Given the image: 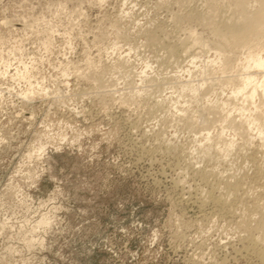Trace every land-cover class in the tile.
<instances>
[{
  "label": "rangeland",
  "instance_id": "obj_1",
  "mask_svg": "<svg viewBox=\"0 0 264 264\" xmlns=\"http://www.w3.org/2000/svg\"><path fill=\"white\" fill-rule=\"evenodd\" d=\"M191 2L0 0V264H264L243 231L246 221L252 228L258 222L257 214L248 218L252 205L264 203V178L247 157L256 153L264 166V141L242 134L227 147L242 105L229 96L231 85L215 83L214 100L227 104L207 121L194 112L193 129L178 109L199 108L207 97L191 103V91L178 98V87L169 88V79H189L194 67L167 46L180 47L195 30L204 49L191 47V38L185 44L188 53L205 50L199 63L220 47L208 26L185 19L207 10L205 0ZM158 26L154 46L142 32ZM119 56L130 65L114 71ZM141 71L160 83L142 82ZM208 72L191 85L232 75L213 63ZM218 135L221 151L197 152ZM242 175L247 194L234 212L202 201ZM43 215L47 227L36 225Z\"/></svg>",
  "mask_w": 264,
  "mask_h": 264
},
{
  "label": "bare ground",
  "instance_id": "obj_2",
  "mask_svg": "<svg viewBox=\"0 0 264 264\" xmlns=\"http://www.w3.org/2000/svg\"><path fill=\"white\" fill-rule=\"evenodd\" d=\"M181 1L189 3L192 0L191 1L190 0H181ZM252 1L254 3H257V4H251L250 0H249V2L247 0H205V4L207 5V6H205L207 8V10L205 12L199 11V10H191V11L187 12L185 19L190 20V21L189 20H187V21L191 22V20H192V21H196V22H201L202 25L205 24L204 27L208 26V28L211 31H213L214 33L219 35L220 40L217 42V45L222 47L221 50L223 49L225 51L224 52L225 54L221 53L220 47L216 48L215 46H213L210 48L211 50L215 49V52L213 54V58L212 59L208 58L207 61H205V62L202 61L201 63H199L196 59H199L201 56H203V54H205V50H204V52H202L203 50L201 52L199 51L201 48L204 49V47L202 46V42H200L198 40L197 36H195V34L197 35V32H195V30H193V31L191 30L190 31L191 33H188L189 37L187 36L188 39H190V38L192 39V41H189V42H191L192 45H190V43L186 42L188 39L187 40L185 39L186 41L185 40L184 41L186 44L190 45L191 47H193V44H198L199 47H201V48L199 50H193V51L194 52L199 51V52L194 53L191 50L193 53H188V52H190L188 50H190L191 47L186 45L185 43H182V45H179L180 47H178L174 44L173 45L170 44V46L166 45L167 46L166 48H168L167 52H169L168 54L170 56L171 55L175 56L178 54L179 55L182 54V56H183V54H187L188 56H190L191 59L189 60V63H190L192 68L193 67L195 68V69L193 68V71H192V69L187 68L186 72H187V75L189 76V77L187 76L189 79H186V80H179L178 79L179 73H178V75L174 74L176 77L173 76V77H175L173 79H176L177 82L173 83V82H171V79H169V81H168V82H170L169 88L178 87V89H179L178 98H179V96L185 94L184 92L186 90L191 91L194 94V97L190 98L191 103L197 102L196 95L203 94V96L207 97L206 101H205L206 103H203V104L200 103L199 108H195V109L191 108L193 110V113L190 111L191 110L190 107L178 109V112L179 111L181 112V114L178 118L182 119L186 122V126H188V129L189 128L193 129L194 128L193 126L196 125V124L194 125L193 121L191 120L192 117L194 118V112H196V113L198 112V115L200 114L202 119H205V121H207L208 119L205 118L206 116L212 115V114L216 113L218 110H223L224 109L223 106H225L227 104V102H225V101L218 103L217 100H214L217 96V90H215V88H214L215 83H218L219 85H222V86L223 85H231V87L229 88L231 94L229 96H231L234 99H237V98L241 99L240 101H241L242 105L238 108L235 106L236 109H234L235 107L233 108L236 112H239L238 113L239 120L237 122L233 121V123H234V126H233L234 127V130H233L234 135H233V141H231L230 143L227 144V147H229V148H232L233 146H235L234 141L237 140L239 138V135H242V134H246V136H251V138H253L255 136L259 139V141L260 140H261V142L264 141V0H252ZM227 9H229V10L232 9L230 14H227V12H228ZM179 17H181V16L177 15V18H179ZM156 28L157 29L148 30V31L145 29V31L142 32V34H144V36L146 37L145 40L147 42H149V44H152V45L154 44V46L161 39L158 37L159 35L157 34V30H160L161 28H159V26ZM140 34H141V31H140ZM119 35L122 36V34H119ZM124 35L126 36V34H124ZM142 36L143 35H141V37ZM127 37H125V38H127ZM181 40H183V39H181ZM194 46H196V45H194ZM244 46L248 47V50H247V52L243 53L244 54L243 56L237 55L238 57H234L232 55L233 56V58H232V56L228 55L229 53L236 52V50H239L241 47H244ZM114 47H115V45L112 46V48H114ZM129 47H131V46H129ZM129 49L133 50L132 47ZM200 53L201 54L203 53V54L201 55ZM121 57L119 56L117 58V60H115L114 63H112L113 66H111V67L114 68V71L120 70V68H122V67L124 68L126 66V65L124 66V64L130 65L128 59H125L126 63H123L122 60H120ZM178 57H177V59H178ZM166 58H167V56H166ZM184 59H186V58H184ZM164 61L165 60L163 59V62ZM208 63H213L216 66L220 67L221 72H224V73L230 72L232 75H227L226 77H224L222 79V81L216 80L214 75L208 76L207 79H203V80L199 79L197 85H191L193 82L192 79H193L194 75L199 74L202 76L203 75L207 76V74L212 73V72H210V73L208 72ZM167 64H168V62H167ZM145 67L148 68V65H146ZM141 72L144 74V75L142 74L143 76L141 77V80L142 79L144 80L142 82H150L151 83L150 86H152V83H153V85L157 82L160 83L159 80L157 81V78L160 76H158L155 79H154V76H151L148 78V77H146L147 74L145 75V71H141ZM145 79H148V81L147 80L145 81ZM161 79H165V78H160V80ZM166 79H168V78H166ZM165 81L167 82V80H163L162 84ZM215 81H218V82H215ZM166 82H165V85H166ZM169 84H167V85H169ZM156 86H158V85H156ZM160 88H161V86H160ZM164 88H165L164 90H166V86ZM36 95L44 97L46 95V93L43 91H40ZM162 99H164V98H162ZM166 99H164V100L166 101ZM123 100L126 101L127 99H123ZM164 100H162V101H164ZM162 101H158V102H162ZM164 102H162V103H164ZM174 102L177 103L179 101H177V98H176V100ZM162 103H160V107L161 106L164 107ZM198 103L199 102H197V104ZM244 103H246L247 105H245ZM124 104L125 103H123L121 105H124ZM126 104H128V102ZM157 106H159V105H157ZM197 106H195V107H197ZM155 107H156V104H155ZM175 108L177 109L176 106H175ZM189 111L192 113V114L190 113L191 115H188ZM226 117H227V115H224V118H226ZM175 118H176V115H175ZM185 122H184V124H185ZM201 130H204V126L199 128V131H201ZM239 131H241V132H239ZM253 131L255 134H252ZM196 132H198V130H196ZM206 134H207L206 140L210 141L211 138L209 137L210 136L209 133H206ZM230 137H231V135H230ZM217 138L219 140L216 143L210 142V144L208 146H205V144L202 143V141H201L202 144L200 143L196 147V150H198L197 152L202 153L203 156L209 155L211 157V154H209V153L212 151L211 150L212 148H214V150L217 152L221 151L223 148L220 145V136L218 135ZM249 141H250L249 143L246 142L248 145H250L251 142L253 144L252 139H250ZM263 143H261L260 145H257V146L262 148ZM229 148L226 149L227 153H230L232 151ZM214 150H213V152H214ZM257 151H259V150H257ZM36 152H38V150ZM213 152H211V153H213ZM38 153H40V150ZM39 155L41 156V154H39ZM197 157H198V155H197ZM247 157L250 159L248 162H250V163L252 162L253 166H255V171H254L255 176L264 178V166L261 164V162L260 163L258 162L256 153L249 154V156H247ZM204 172H205V170H204ZM207 173H209V172H207ZM244 178L245 177H243V175L240 176V178H238V179L236 178V176H232L231 180L227 179L224 182V193L216 194L214 192L215 190L213 191L212 190L213 188H212L211 191H209V193L207 192L208 194L205 195L204 199L201 198V199H203L202 201L205 204L207 203V204L213 205L214 208H216V210L219 209V210H223L224 212L225 211L234 212L232 209L234 208V205L236 204L235 201H237V202L242 201V199L244 197L243 195L247 194V192L244 190H243L244 192L240 191L244 185ZM212 187H214V186L212 185ZM252 206H253V209H251V210L253 213L252 214L249 213L250 215L248 218L251 220L250 217H253L257 214V215H259L258 219H257L258 222H257L256 226L254 228H252L249 224L250 222L247 224L246 223L247 221H246L243 225L244 226L243 231H246L247 233H249L247 236L248 242H249V247L252 250H254V252H256L257 256L259 258H261V260L263 261L264 260V203L259 204V202H258V204L252 205ZM248 209H250V208H248ZM245 214H247V213H245ZM50 220L51 219H49L46 215L45 216L43 215V217L38 220L36 225L47 227L48 225L51 224ZM246 220H247V218H246ZM244 221H245V219H244ZM251 222H252V220H251ZM35 228H37V227H35ZM252 230H253V232H252ZM250 232H252V233H250ZM33 241H34V239H33ZM27 242H29V241L27 240Z\"/></svg>",
  "mask_w": 264,
  "mask_h": 264
}]
</instances>
